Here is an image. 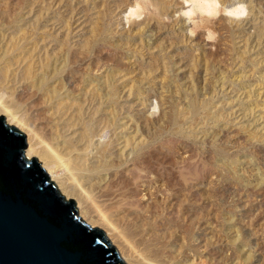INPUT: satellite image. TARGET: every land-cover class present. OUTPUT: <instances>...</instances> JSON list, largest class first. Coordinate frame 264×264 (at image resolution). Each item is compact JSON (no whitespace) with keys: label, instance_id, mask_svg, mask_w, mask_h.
I'll return each mask as SVG.
<instances>
[{"label":"rangeland","instance_id":"rangeland-1","mask_svg":"<svg viewBox=\"0 0 264 264\" xmlns=\"http://www.w3.org/2000/svg\"><path fill=\"white\" fill-rule=\"evenodd\" d=\"M0 117L125 262L264 264V0H0Z\"/></svg>","mask_w":264,"mask_h":264},{"label":"water","instance_id":"water-1","mask_svg":"<svg viewBox=\"0 0 264 264\" xmlns=\"http://www.w3.org/2000/svg\"><path fill=\"white\" fill-rule=\"evenodd\" d=\"M25 135L0 117V264H125L104 232L78 217Z\"/></svg>","mask_w":264,"mask_h":264},{"label":"bare ground","instance_id":"bare-ground-1","mask_svg":"<svg viewBox=\"0 0 264 264\" xmlns=\"http://www.w3.org/2000/svg\"><path fill=\"white\" fill-rule=\"evenodd\" d=\"M11 118H13L14 119V117L11 115ZM16 121H17V119H16ZM18 123V122H17ZM7 124V123H6ZM23 125H25V124H23ZM24 127V129L26 130V133H27V140H28V143H29V148L27 149V152H26V159H29V158H32L36 153H38L37 151H38V145H39V138H38V136H37V134L34 132V130L32 129V127L31 126H28V125H25V126H23ZM40 148V147H39ZM39 152H40V150H39ZM45 152V151H44ZM46 153V152H45ZM41 157H42V160H43V158H45L44 160H46L47 162H52L51 160H54L53 158V156H49L47 153L46 154H39ZM53 157V158H52ZM56 158V157H55ZM56 162H57V159H56ZM60 162V161H59ZM45 164H46V162H45ZM44 164V165H45ZM51 164V163H50ZM53 164V163H52ZM55 164V163H54ZM56 166L54 167V168H56V169H59V164L57 165V164H55ZM61 168V167H60ZM58 178V177H57ZM72 190H74L75 191V189L73 188ZM71 190V191H72ZM77 191V190H76ZM75 191V192H76ZM74 192V193H75ZM77 194V198H78V206L80 207V205L82 206V204L84 203V199H88L87 198V196H86V193L84 194V192L82 191V190H79V193H76ZM75 194V195H76ZM80 195H81V197H80ZM82 198H84V199H82ZM90 205H92V204H90ZM87 206H88V204H87ZM91 207V206H90ZM84 209L82 210H80V214L79 215H84V214H87V215H89L90 217L92 216L91 214H92V210H94V209H89V208H86V206L85 207H83ZM91 208H93V207H91ZM95 211V210H94ZM91 212V213H90ZM85 217H86V215H84ZM83 217V216H82ZM95 218V217H94ZM96 219V218H95ZM107 224V223H106ZM108 225V224H107ZM109 228V230H108V232L111 234V236H112V238H113V240H116L117 241V243H118V246L120 247V250L118 251L116 248V251L118 252V254H119V256L121 257V259L124 261V263L125 264H130L129 262H125V257H131L132 258V255L130 254V252H129V250H128V248H129V245H128V247H127V245L125 244L126 242H124L123 240L125 239H123L122 240V237H121V233L120 232H118L117 231V229L116 228H114V227H112L111 225H109L108 226ZM109 234V235H110ZM109 237V236H108ZM111 241V240H110ZM111 243V245L113 246V243L112 242H110ZM131 249V248H130ZM131 251V250H130ZM133 251V250H132ZM136 257V256H135ZM129 259V258H128ZM134 261H137L135 258H132ZM131 259V260H132Z\"/></svg>","mask_w":264,"mask_h":264},{"label":"clouds","instance_id":"clouds-1","mask_svg":"<svg viewBox=\"0 0 264 264\" xmlns=\"http://www.w3.org/2000/svg\"><path fill=\"white\" fill-rule=\"evenodd\" d=\"M238 12H239V14H240L241 16H243V15L245 14V13H244V8H243V6H241V7L238 9ZM208 38L211 39L212 37L209 36Z\"/></svg>","mask_w":264,"mask_h":264}]
</instances>
